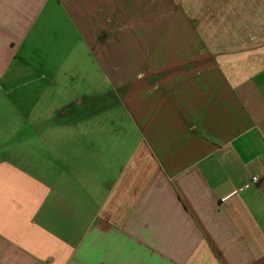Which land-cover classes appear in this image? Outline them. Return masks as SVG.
Returning a JSON list of instances; mask_svg holds the SVG:
<instances>
[{"label": "crops", "instance_id": "crops-1", "mask_svg": "<svg viewBox=\"0 0 264 264\" xmlns=\"http://www.w3.org/2000/svg\"><path fill=\"white\" fill-rule=\"evenodd\" d=\"M0 264H264V0H0Z\"/></svg>", "mask_w": 264, "mask_h": 264}, {"label": "rangeland", "instance_id": "rangeland-1", "mask_svg": "<svg viewBox=\"0 0 264 264\" xmlns=\"http://www.w3.org/2000/svg\"><path fill=\"white\" fill-rule=\"evenodd\" d=\"M89 64L90 65H93V63L91 62V59H90V61H89ZM89 65V69H88V72H83L82 74L84 75V74H86V75H88V79L89 80H102L103 79V75H102V73L101 72H99L98 70H97V68L96 67H93V66H90ZM83 79H85L84 78V76H83ZM105 104L106 105H108L109 104V99H106V101H105ZM93 108H91V110H92ZM91 110H89L90 112H91Z\"/></svg>", "mask_w": 264, "mask_h": 264}, {"label": "built area", "instance_id": "built-area-1", "mask_svg": "<svg viewBox=\"0 0 264 264\" xmlns=\"http://www.w3.org/2000/svg\"><path fill=\"white\" fill-rule=\"evenodd\" d=\"M259 177L257 176H253V177H250V179L248 180V184L251 185V184H257L259 182Z\"/></svg>", "mask_w": 264, "mask_h": 264}]
</instances>
